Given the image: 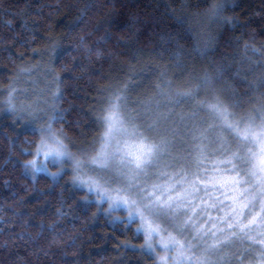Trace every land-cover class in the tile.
I'll return each mask as SVG.
<instances>
[{
  "label": "trees",
  "instance_id": "16d2710c",
  "mask_svg": "<svg viewBox=\"0 0 264 264\" xmlns=\"http://www.w3.org/2000/svg\"><path fill=\"white\" fill-rule=\"evenodd\" d=\"M261 77L264 0H0V264H159L136 218L107 212L68 171L31 172L40 127L77 154L107 111L167 126L176 149L194 146L178 169L193 176L221 157L201 104L264 111Z\"/></svg>",
  "mask_w": 264,
  "mask_h": 264
},
{
  "label": "rangeland",
  "instance_id": "374dc122",
  "mask_svg": "<svg viewBox=\"0 0 264 264\" xmlns=\"http://www.w3.org/2000/svg\"><path fill=\"white\" fill-rule=\"evenodd\" d=\"M215 104H219L229 114L218 99ZM206 109L203 107L204 115H207L214 124L209 128H214V134L218 139L215 150L209 153L218 152L221 157L211 159L201 174L193 176L178 174V169L185 170L189 159L182 154L193 150L194 146L192 149H185L187 146L182 150L176 149V140L168 137L169 127L160 125H149L148 128L133 127L118 111H107L103 115V117L110 116L112 119L110 125L102 123V132L97 144L76 147L74 152L77 154L71 153L68 148L73 157L88 163L89 166L82 168L80 172L74 171L75 165L72 160L46 159V153H54L58 149L57 141L63 143L64 141L49 127H40V138L32 160H36L37 165L43 170L34 171L31 165L30 170L33 173L46 172L55 175L68 171L76 185L88 194H92L96 203L105 202L106 211L108 210L116 217H126L128 220H131L129 211H132L129 205L121 204L120 207L114 208H110L109 205L115 202L118 195L114 189L127 188L131 183L133 187L128 193L131 199H143V202H147V198L150 197L157 203L156 216L149 217L147 221H141L139 215L134 218L138 220L139 228L144 234L145 244L153 245L152 249H147L155 253L159 264H200V260L205 255V249L225 239H229L228 247L209 254L213 264H262L260 250L259 252L256 250V245L259 249L264 248V245L253 243L249 237L264 239L262 235L264 234V211H261L264 209V187L260 186L255 178L251 184L241 186L233 183L236 172L232 171V164H227L226 161L232 158L233 153L239 155L244 144L242 140H245L246 136L251 141L248 143L245 140L246 145L249 146L246 151L251 149L256 154L253 162L258 163L264 160L263 108H255L254 112H249L250 114L247 112L243 115L238 114L237 118L225 117L222 120L215 119ZM254 116L260 118L250 123V119ZM241 120L243 123H239ZM227 124L232 125L230 131L225 129ZM106 133L110 140L107 151L116 152L119 149V154L110 161L107 170H100L96 165H91L90 161L101 153L103 144L101 138ZM142 137H147L149 143L162 144L164 147L149 167L144 169L138 177H133L130 171L122 167L120 157L137 155ZM204 140L209 141L205 137ZM41 141L44 142L43 147H41ZM38 147H40L39 156L36 154ZM233 163L236 162L233 161ZM237 169L239 170L238 165ZM260 174L264 175V173ZM96 178H102L103 189L109 190L111 199L97 195L94 186L90 192L88 184L82 183V181ZM244 189L249 191L241 198ZM253 197H255L254 200ZM248 202H251L252 206L243 208V205ZM241 210L244 216L240 215ZM253 218L256 219V223L251 226L247 235L240 232L241 224L248 225ZM149 224L157 228L152 240L147 238L146 229ZM229 224L234 226L237 233L235 237L231 236L233 229L229 228ZM213 232L216 233L215 236L212 235ZM181 244L185 245L182 250L183 256L180 254ZM221 257H224V260H221Z\"/></svg>",
  "mask_w": 264,
  "mask_h": 264
},
{
  "label": "snow or ice",
  "instance_id": "6c2138e0",
  "mask_svg": "<svg viewBox=\"0 0 264 264\" xmlns=\"http://www.w3.org/2000/svg\"><path fill=\"white\" fill-rule=\"evenodd\" d=\"M217 14L218 13L215 10H213V15H217ZM258 82L261 87H264V77L259 78ZM208 83L209 82L205 80L202 82V84H198L196 88L190 89L189 91L183 93L182 95L184 97H194L198 94L200 87ZM8 104L13 110L15 109L11 92L9 93ZM201 107L202 108L204 107L203 103L201 104ZM206 110L217 120H222L225 117L230 118L226 110H223L219 104H209ZM259 118H260L259 116H254L250 119L249 122L251 123L252 120ZM111 119L112 118L110 116L103 117V122L110 125ZM239 123H243V120H241ZM225 129L230 131L232 129V125L231 124L225 125ZM237 138L239 139V137ZM101 139L103 141L101 153L93 157L90 161V164L96 165L100 170H107L110 161L112 159H115V157L119 154V149H117L116 152L107 151V149L110 147V140L108 138L107 133ZM245 140L248 141V143H251V141L248 139L247 136L245 137ZM57 144H58V149L54 153L53 152L46 153L45 154L46 159H51L53 161L72 160L75 165L74 171L77 172H80L82 168L89 166L87 162L73 157L72 154L68 151V146L64 144L62 141L58 140ZM43 146H44V142L41 141V147ZM163 147L164 145L162 144L149 143L147 137H142L141 147L138 154L135 156H121L120 163L124 169L132 173L133 177H138L144 171V169H146L151 165L154 158L159 155V152ZM36 154L37 156L40 155V147L37 148ZM255 156L256 154L253 153L251 149H249L248 153L245 155H238L237 153H233L232 158L226 161L227 164H232V171L236 172V178L234 179L233 183L241 186L243 184H251L253 178H255L258 184L264 187V175L260 174V173H264V160H260L258 163H254L253 161ZM233 161H235L236 163H233ZM238 163H242L243 165V167L240 170L237 169ZM28 164L32 166L34 171L43 170L40 166L37 165L36 160L29 161ZM82 183L88 184L90 192L93 190V186H94L97 195H99L101 198L108 197L111 199L109 190L103 189L102 178L89 179L82 181ZM132 187L133 185L130 183L127 188L114 189V191L118 195L116 197L115 202L110 204L109 207L110 208L120 207L121 204L129 205V207L132 209V211H129V219H133L134 216L139 215L141 221H147L149 217L156 216L158 211L157 203L153 202L150 197L147 198V202H143V199H139V200L131 199L128 193L130 192ZM248 191L249 189H244V191L241 194V198H243V196L246 195ZM120 193H125V194L119 195ZM254 199L255 197H253V200ZM251 206H252L251 202H248L243 205V208H250ZM261 211H264V209H262ZM240 215L244 216V212L242 210L240 212ZM255 223H256V219L253 218L252 220L249 221L248 225L241 224L240 232L247 235L248 230ZM229 228L233 229L231 236L235 237L237 233L234 230V226L232 224H229ZM146 232H147L148 240H152L154 234L157 232V228H154L151 226V224H149V226L146 229ZM212 235L215 236L216 233L213 232ZM249 239H252L253 243L264 245V239H260L259 237L257 238L249 237ZM228 246H229V239H225L223 241H217L215 244L210 245L208 249H205V255L200 260V264H213V261H211L209 258V254L215 253L218 249L223 250ZM145 247H147L148 249H152L153 245L151 243H148L145 245ZM179 247L181 249L180 254L181 256H183L182 250L184 249L185 245L181 244ZM260 255H261L262 264H264V248L260 249ZM221 260H224V257H221Z\"/></svg>",
  "mask_w": 264,
  "mask_h": 264
}]
</instances>
